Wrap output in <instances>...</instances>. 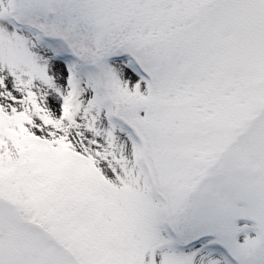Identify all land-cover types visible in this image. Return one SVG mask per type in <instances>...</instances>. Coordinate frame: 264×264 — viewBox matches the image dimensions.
Segmentation results:
<instances>
[{
	"label": "snow or ice",
	"instance_id": "6c2138e0",
	"mask_svg": "<svg viewBox=\"0 0 264 264\" xmlns=\"http://www.w3.org/2000/svg\"><path fill=\"white\" fill-rule=\"evenodd\" d=\"M0 264H264V0H0Z\"/></svg>",
	"mask_w": 264,
	"mask_h": 264
}]
</instances>
